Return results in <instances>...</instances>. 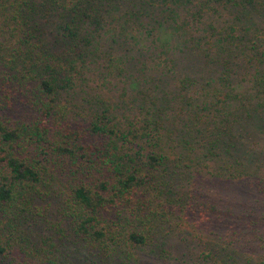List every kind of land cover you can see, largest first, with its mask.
Masks as SVG:
<instances>
[{
  "label": "trees",
  "instance_id": "1",
  "mask_svg": "<svg viewBox=\"0 0 264 264\" xmlns=\"http://www.w3.org/2000/svg\"><path fill=\"white\" fill-rule=\"evenodd\" d=\"M261 143L264 0H0V264H130L192 173L264 231ZM214 240L205 264H240Z\"/></svg>",
  "mask_w": 264,
  "mask_h": 264
},
{
  "label": "rangeland",
  "instance_id": "2",
  "mask_svg": "<svg viewBox=\"0 0 264 264\" xmlns=\"http://www.w3.org/2000/svg\"><path fill=\"white\" fill-rule=\"evenodd\" d=\"M261 147L264 148V143H261ZM260 158L264 159V149ZM183 179L186 183L183 190L187 187L191 191L183 220L180 222L174 218L179 224V232L176 229L164 237L156 234L146 246L131 250L133 259L130 264H205L199 254L207 248L208 243L215 245L214 239L217 237L236 243L235 248H228L226 252L233 254L231 251H234L240 264L247 259L253 264L260 255H264V231L258 225L253 230L260 213L254 197L248 191L232 182H223L220 178L204 174L192 173ZM211 205L215 210L207 213ZM57 216V213L51 216V223H56L59 219ZM38 230V233H43L41 224ZM82 253V257L88 255L84 251Z\"/></svg>",
  "mask_w": 264,
  "mask_h": 264
}]
</instances>
